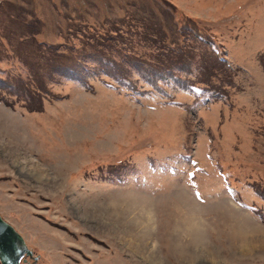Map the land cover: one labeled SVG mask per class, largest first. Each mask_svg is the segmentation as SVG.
I'll list each match as a JSON object with an SVG mask.
<instances>
[{"label": "rangeland", "instance_id": "1", "mask_svg": "<svg viewBox=\"0 0 264 264\" xmlns=\"http://www.w3.org/2000/svg\"><path fill=\"white\" fill-rule=\"evenodd\" d=\"M0 79L35 264H264V0H0Z\"/></svg>", "mask_w": 264, "mask_h": 264}, {"label": "water", "instance_id": "2", "mask_svg": "<svg viewBox=\"0 0 264 264\" xmlns=\"http://www.w3.org/2000/svg\"><path fill=\"white\" fill-rule=\"evenodd\" d=\"M25 257L36 262L22 236L0 216V264H26Z\"/></svg>", "mask_w": 264, "mask_h": 264}, {"label": "bare ground", "instance_id": "3", "mask_svg": "<svg viewBox=\"0 0 264 264\" xmlns=\"http://www.w3.org/2000/svg\"><path fill=\"white\" fill-rule=\"evenodd\" d=\"M245 227H246V226H245ZM248 228H249V227H248ZM246 232H247V231H246ZM234 233H236L237 236L240 237V238H241L242 236L245 237V236L247 235V233L245 234V231H242V230H240L239 228H237L236 231H235ZM248 233H249V232H248Z\"/></svg>", "mask_w": 264, "mask_h": 264}, {"label": "trees", "instance_id": "4", "mask_svg": "<svg viewBox=\"0 0 264 264\" xmlns=\"http://www.w3.org/2000/svg\"><path fill=\"white\" fill-rule=\"evenodd\" d=\"M110 39V37L105 38L106 41H108ZM156 71V70H155ZM157 72V71H156ZM61 73H65V69L63 68V71H61Z\"/></svg>", "mask_w": 264, "mask_h": 264}]
</instances>
